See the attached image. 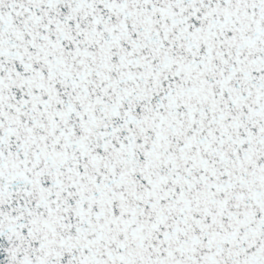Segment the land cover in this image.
Listing matches in <instances>:
<instances>
[{
  "label": "snow or ice",
  "instance_id": "1",
  "mask_svg": "<svg viewBox=\"0 0 264 264\" xmlns=\"http://www.w3.org/2000/svg\"><path fill=\"white\" fill-rule=\"evenodd\" d=\"M0 264H264V0H0Z\"/></svg>",
  "mask_w": 264,
  "mask_h": 264
}]
</instances>
